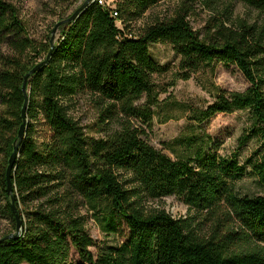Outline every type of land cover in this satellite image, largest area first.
<instances>
[{
  "label": "trees",
  "instance_id": "obj_1",
  "mask_svg": "<svg viewBox=\"0 0 264 264\" xmlns=\"http://www.w3.org/2000/svg\"><path fill=\"white\" fill-rule=\"evenodd\" d=\"M164 1L131 0L116 11L135 16ZM190 1L135 36L118 28L119 15L97 2L62 29L47 64L27 80L25 134L11 174L23 231L0 243V264H264V0H200L208 12L200 31L190 25ZM50 34L38 43L16 4L0 0V45L9 50L0 53V216L10 223L1 237L16 230L5 170L21 123L23 76L47 55ZM159 42L171 44L180 57L175 80L216 62L235 65L247 79L246 90L219 89L213 104L190 109L189 116L199 123L216 113L249 111L253 122L241 142L254 136L261 145L244 164L218 154L208 134L177 138L169 145L172 158L133 125L132 119L147 122L149 108L135 103L155 97L153 76L168 69L149 55L150 45ZM80 90L106 104V119L121 115L119 130L106 138L84 134L67 106V97ZM39 118L51 130L41 147L31 123ZM246 165L261 186L259 195L237 189ZM167 196L209 218L212 233L202 236L191 218L145 205ZM83 207L106 234L116 233L122 218L127 241L94 254Z\"/></svg>",
  "mask_w": 264,
  "mask_h": 264
},
{
  "label": "rangeland",
  "instance_id": "obj_2",
  "mask_svg": "<svg viewBox=\"0 0 264 264\" xmlns=\"http://www.w3.org/2000/svg\"><path fill=\"white\" fill-rule=\"evenodd\" d=\"M18 7L20 18L25 22L28 35L38 43H45V36L49 34L54 25L62 19L68 18L84 0H78L73 4L59 2L58 0H12ZM108 7L115 10L120 5H127L131 0H103ZM185 0H169L160 2L142 14L131 16L128 13H118L116 19L118 28L124 30L128 36L138 35L143 27L154 21L169 15L180 2ZM190 25L194 30L200 31L207 11L200 6V0H191ZM193 4V5H192ZM134 8L131 7L130 10ZM240 12V6H236ZM121 15V18H120ZM67 24L58 26L54 44L57 43L62 29ZM9 50L0 45V53H8ZM149 55L159 65H166L168 69L161 74L153 76L155 85V97L148 100L142 96L135 104L138 107H148L150 116L147 122L132 119L133 125L142 131V137L153 147L174 158L169 145L177 138L185 134H208L211 136L216 151L222 156H233L239 164L252 156L253 152L261 145L258 137H250L241 142L247 130L252 125L249 111L240 110L232 113H216L209 118L197 123L189 119L190 109L204 110L216 100L219 89L242 92L249 87V82L233 64L216 62L211 67L196 72L187 80L174 79L173 73L177 70L180 57L174 52L173 46L167 42L151 44ZM45 54L36 60L45 59ZM105 103L101 102L94 94L86 90L77 91L67 97L68 113L82 127L88 137L106 138L116 130H119V113H113L114 119H106L104 113ZM105 119V120H104ZM28 122V119H27ZM30 122V121H29ZM33 124V138L38 146L47 142L51 136V130L44 120L31 121ZM3 156L0 154V164ZM237 189L241 195L255 196L262 192L261 186L252 173L249 166H245L244 175L237 182ZM1 203V198H0ZM149 208H161L174 218H191L197 231L208 237L215 226L209 218H204L193 208L185 205L176 196L163 197L160 200L148 201L145 204ZM81 213L86 217V230L93 238L95 245L90 250L96 254L107 246H118L127 241L129 230L124 220L118 217V231L113 234L103 233L91 216L92 212L86 207L81 208ZM236 223L230 227H236ZM10 230V223L0 216V238ZM71 259L75 262L78 258L72 250ZM27 264V263H23Z\"/></svg>",
  "mask_w": 264,
  "mask_h": 264
},
{
  "label": "water",
  "instance_id": "obj_3",
  "mask_svg": "<svg viewBox=\"0 0 264 264\" xmlns=\"http://www.w3.org/2000/svg\"><path fill=\"white\" fill-rule=\"evenodd\" d=\"M92 3V0H84L82 4L68 17L65 19L60 20L57 22L53 29L51 30L50 34V49L45 57L44 60L38 62L35 64L26 74L23 76V82L21 86V91L23 93L24 101L20 110V117H21V123L19 125L18 131H17V141L14 144L13 150L8 158L7 161V166L5 170V180H6V193L10 198V206L12 213L14 214V218L16 221V230L15 233H10L5 235L4 237L0 238V243L7 239H16L23 231V222L22 219L20 218V215L18 213L17 207L15 205V200H14V194H13V182L11 180V174L14 168V164L17 158V153L18 149L20 146L21 141L23 140L24 134H25V127H26V110H27V104H28V93H27V80L28 78L33 75L35 72H37L39 69H41L44 65L47 64L53 50L55 47L54 44V36L56 33V30L58 26L62 24H68L72 22L76 17L82 13L90 4Z\"/></svg>",
  "mask_w": 264,
  "mask_h": 264
},
{
  "label": "built area",
  "instance_id": "obj_4",
  "mask_svg": "<svg viewBox=\"0 0 264 264\" xmlns=\"http://www.w3.org/2000/svg\"><path fill=\"white\" fill-rule=\"evenodd\" d=\"M94 2H97L98 4H100V5L104 6V7L109 8L111 10V15L113 17H117L118 16L117 11L115 9L111 8V7H108L103 0H92V3H94Z\"/></svg>",
  "mask_w": 264,
  "mask_h": 264
}]
</instances>
